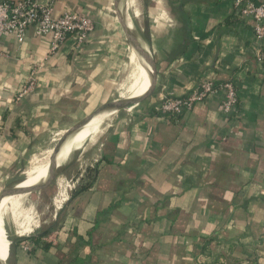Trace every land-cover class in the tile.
<instances>
[{"label": "crops", "instance_id": "obj_1", "mask_svg": "<svg viewBox=\"0 0 264 264\" xmlns=\"http://www.w3.org/2000/svg\"><path fill=\"white\" fill-rule=\"evenodd\" d=\"M114 2L55 1V16L95 21L79 52L67 41L52 53V39L33 30L23 43L1 42L0 195L51 135L114 102L125 47ZM234 2L144 0L155 91L116 112L82 151L79 185L32 236L14 238L12 264H264L262 42ZM207 76L217 81L210 98L178 118L162 117L165 97L190 94ZM226 81L239 98L229 116L221 112Z\"/></svg>", "mask_w": 264, "mask_h": 264}, {"label": "built area", "instance_id": "obj_2", "mask_svg": "<svg viewBox=\"0 0 264 264\" xmlns=\"http://www.w3.org/2000/svg\"><path fill=\"white\" fill-rule=\"evenodd\" d=\"M55 1L21 0L17 3L0 1V44L7 37H13L17 42L23 43L27 39L29 31L33 30L35 36L41 39H52L49 46L52 53L58 51L67 41L73 42L77 52L81 51L95 30V21L90 17L73 12H65L55 16ZM234 7L239 19L253 21L254 33L262 42L258 57L264 66V3L255 4L250 0H235ZM2 55L0 50V58ZM216 84V78L207 76L190 94L165 97L159 109L162 117L171 119L182 116L191 110L196 103L204 102L210 98L217 91ZM35 86V82L31 81L26 91H32ZM220 87L223 92L221 112L227 116L235 114L239 110V98L235 83L226 81ZM76 182L79 183V180ZM68 187L72 191L77 186L69 184ZM56 209L58 208L56 207Z\"/></svg>", "mask_w": 264, "mask_h": 264}, {"label": "bare ground", "instance_id": "obj_3", "mask_svg": "<svg viewBox=\"0 0 264 264\" xmlns=\"http://www.w3.org/2000/svg\"><path fill=\"white\" fill-rule=\"evenodd\" d=\"M133 4H134V0H122L119 7L120 22L119 19L115 18L116 22L120 24L122 36H125L126 40L128 41L127 43L128 47L131 49L130 60L128 62V65L131 68L130 83L128 84V86H126V90L124 93H122L121 96L122 99L127 102L139 100L147 96L151 92L150 90L151 86L149 87V84L152 83L151 74L153 72V68L149 63V61L144 59L142 55H140V53L137 52L136 49V46L139 43V45L143 48V50L147 52L149 50L147 45H145V43H143L136 36L134 19L137 18L140 14L139 11L136 12L134 11V13H131L130 8L133 6ZM115 114L116 112L114 111H105L96 115L91 119L86 120L85 122L82 123V125L76 131V133L71 135L65 141V143H63L61 148L56 153H53V148H51L45 152L42 158L34 157L31 160V162L29 161L30 168L27 169L25 173L26 178L14 184V186L9 191V195L4 197L0 204V263L1 264H5V256H6V264L9 263L11 257L12 243L8 237V231L6 229L7 228L6 223L10 222L8 220L14 222L17 228L16 234L19 237H28L32 235L37 228H39V221L37 220V218H35L34 214L32 213L33 208L25 207V204L27 203V195H20L19 194L20 189L23 188L34 189L35 187L42 185L43 182L45 183L51 175L61 171L79 152L83 151L89 143L95 141L105 131V129L108 127L110 121L112 120ZM59 135L60 137H62L64 135V132L61 134L59 133ZM59 188H60L59 196L55 199V205L58 209L61 208L64 202L68 199V191H69L68 185L63 184L62 181L59 183Z\"/></svg>", "mask_w": 264, "mask_h": 264}, {"label": "rangeland", "instance_id": "obj_4", "mask_svg": "<svg viewBox=\"0 0 264 264\" xmlns=\"http://www.w3.org/2000/svg\"><path fill=\"white\" fill-rule=\"evenodd\" d=\"M143 2H144V0H134V4L130 8V11H131V13H134V11L135 12L139 11L140 15L134 19L135 33H136V36L143 43H145V45H147L148 41L146 39L148 37H146V36H150L151 33L149 32V30L147 28V20H146L145 16L143 15L144 14V12H143V9H144L143 4L144 3ZM114 17L116 18V14H114ZM115 22H116V19H115ZM115 25L117 26L116 31L119 33V35L121 36V38L123 39V41L125 43V47H124V53L120 57V68L118 69L119 72L117 71L115 81H113L114 87H113L112 91L110 92V95L112 98L109 100V102L118 101V100L124 101L121 96H122V93L125 92L126 86H128V84L130 83V72H131V68L128 65V62L130 60L131 49L128 47V44H127L128 41L126 40L125 36H122V34H121L120 24L118 22H116ZM148 48L150 50V46ZM152 54H153V51H152ZM153 57L156 58V56L154 54H153ZM122 113H119V116ZM78 121H79L78 119H74V121L72 123H70L69 126L66 127V129H68L69 127L70 128L74 127ZM60 138L61 137H60L59 133H57V134L54 133L53 135H51V139L48 142V144L46 146L42 147L41 149H39L37 151V153H34L31 158H33V157L42 158L48 149L55 147V145L57 144V142ZM53 140H55V141H53ZM95 141L89 143L86 146L85 150L89 149L90 146L95 143ZM43 151H44V153H43ZM39 154H40V156H39ZM83 160L85 161L83 154H82V151H81L66 165V167H64L61 171H59L57 173L56 179L54 181H52L51 184L45 188V190L43 189L42 191H39L37 193H32V194L27 195V203L25 204V207L26 208H29V207L33 208L32 213L34 214L35 218H37V220L39 221V227L42 225V223L44 221H49L52 218L53 213L55 212L56 206L54 205V200L60 192L59 183L62 181L63 184L67 183L68 185L70 184L71 186H73L74 184L76 186L79 185L76 182V180H77L78 174H81V172H84V170H85V167H84L85 164L82 165V168L79 167L81 161H83ZM22 168L23 169H21V171L16 175V178H17L20 174H22L18 181L25 179V173H26L27 169L30 168V164H28L27 166L25 164L24 167H22ZM9 184H10V182L7 183V185H5V187L3 189L5 190L6 188H12L14 186V185H9ZM43 191L46 193V195ZM8 221H10V222H8ZM8 221H7L8 223H6L7 231H8V237H9L10 241H13L14 238L19 237V236L16 234L17 228H16L14 222L11 220H8ZM37 229H39V228H37ZM32 235H30V236H32ZM8 264H12L11 257H10Z\"/></svg>", "mask_w": 264, "mask_h": 264}, {"label": "water", "instance_id": "obj_5", "mask_svg": "<svg viewBox=\"0 0 264 264\" xmlns=\"http://www.w3.org/2000/svg\"><path fill=\"white\" fill-rule=\"evenodd\" d=\"M121 1L122 0H115V2H114L115 10H116L115 14H116V18L119 19V22H120V18H119V7H120V4H121ZM136 49H137V52L140 53V55H142V57L144 59H146L147 61H149V63L151 64V66L153 68V72L151 74V82H152L151 83V86H152L151 92L147 96H145V97H143V98H141L139 100H136V101L127 102L125 100L124 101H119L118 100V101H114L112 103L107 104L106 106H103V107H101V108L93 111L85 119H83L82 121H80L74 127L68 129L64 133V135L58 140L57 144L53 148V153H56L61 148V146L63 145V143H65V141L71 135H73L74 133H76V131L80 128V126L82 125V123L85 122L86 120L91 119V118L95 117L96 115H98V114H100L102 112H105V111L118 112V111H121V110H124V109H132L135 106H138L142 101H145L148 97H150L153 94V92L155 91V88L157 86V78H158V71H157L156 62H155L154 57H153V55H152V53H151L150 50H148V52L145 51V50H143V48L139 45V43L136 46ZM56 176H57V173L51 175L45 183H43L42 185H39V186L35 187L34 189H32V188H23V189H20L19 194L20 195H29V194H32V193H37L39 191H42L47 186H49L52 181H54L56 179ZM10 190H11V188H6L3 191V193L0 195V204L2 202V199L4 197H6L7 195H9V191ZM11 243H12V241H11ZM11 247H12V245H11Z\"/></svg>", "mask_w": 264, "mask_h": 264}, {"label": "trees", "instance_id": "obj_6", "mask_svg": "<svg viewBox=\"0 0 264 264\" xmlns=\"http://www.w3.org/2000/svg\"><path fill=\"white\" fill-rule=\"evenodd\" d=\"M188 26H189V24H185V28H188ZM190 39V38H189ZM148 42H150V39H146ZM75 195V194H74ZM16 241H14V239H13V241H12V243L14 244ZM11 251H12V247H11Z\"/></svg>", "mask_w": 264, "mask_h": 264}]
</instances>
